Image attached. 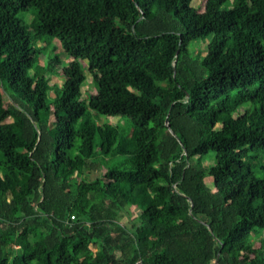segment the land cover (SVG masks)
<instances>
[{
    "label": "trees",
    "instance_id": "obj_1",
    "mask_svg": "<svg viewBox=\"0 0 264 264\" xmlns=\"http://www.w3.org/2000/svg\"><path fill=\"white\" fill-rule=\"evenodd\" d=\"M193 1L0 0V264H264V0Z\"/></svg>",
    "mask_w": 264,
    "mask_h": 264
},
{
    "label": "rangeland",
    "instance_id": "obj_2",
    "mask_svg": "<svg viewBox=\"0 0 264 264\" xmlns=\"http://www.w3.org/2000/svg\"><path fill=\"white\" fill-rule=\"evenodd\" d=\"M205 3L206 0H194L192 2V6L196 7L200 12H202L204 10L205 7ZM32 17H28V23H30ZM53 45H57L56 43H53ZM46 45L45 43L39 44V48H45ZM56 47V46H55ZM53 46L46 48V50L44 51V55L40 56V58L38 59L40 64H43L46 61V56L48 54L51 55V57H55V56H59L60 58H62V64L63 65H68L69 63L72 62V59H69L66 57L65 53L62 51L61 47L58 46V48L56 49V52L53 53L52 49ZM194 48H198L199 50H201L203 52V55L206 54L207 51V42H202L199 44L198 47H195V45H192V50H194ZM81 63V68L83 73L87 76L86 79V86L83 88V92H85L86 90L91 91V93H95L97 91V83L95 81V77L91 74L88 73L87 71V65L85 62H80ZM46 78L50 80V86L53 87H61L63 85L64 82V77L62 75H56V76H52L51 74H47ZM49 96L50 98H54V89L49 91ZM83 98H85V94L83 95ZM98 121L102 122V123H106V122H111L112 124H116L119 125L121 130H127L128 127L124 124L123 125V121L119 118H106L105 116H100L98 119ZM126 159H121L119 161H117L116 159H113L111 157H100L98 159V161L104 165V167H114V168H120V169H129L131 168V166L129 164H127V162L125 161ZM254 168H255V172L256 175L259 178H263L264 177V170L262 169V166L264 165V161L260 162V164H256L255 162L252 163ZM258 165V166H257ZM100 174L99 173H91L89 175V179L90 180H94L95 178L99 177ZM207 184L212 187V181L210 179L206 180ZM138 215V212H136L135 210H132V212H130L129 215H122L121 218V223L126 225L130 222H136V217ZM255 243L258 244L259 240L255 239L254 240Z\"/></svg>",
    "mask_w": 264,
    "mask_h": 264
},
{
    "label": "built area",
    "instance_id": "obj_3",
    "mask_svg": "<svg viewBox=\"0 0 264 264\" xmlns=\"http://www.w3.org/2000/svg\"><path fill=\"white\" fill-rule=\"evenodd\" d=\"M72 219H74V217H72Z\"/></svg>",
    "mask_w": 264,
    "mask_h": 264
}]
</instances>
